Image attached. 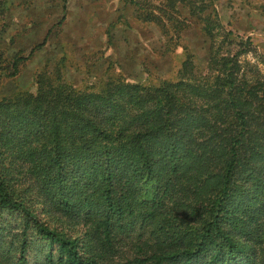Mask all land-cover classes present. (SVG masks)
<instances>
[{
	"label": "trees",
	"instance_id": "1",
	"mask_svg": "<svg viewBox=\"0 0 264 264\" xmlns=\"http://www.w3.org/2000/svg\"><path fill=\"white\" fill-rule=\"evenodd\" d=\"M118 1L174 48L195 20L205 57L84 90L60 59L8 94L28 57L0 49V264H264V56L211 0Z\"/></svg>",
	"mask_w": 264,
	"mask_h": 264
},
{
	"label": "rangeland",
	"instance_id": "2",
	"mask_svg": "<svg viewBox=\"0 0 264 264\" xmlns=\"http://www.w3.org/2000/svg\"><path fill=\"white\" fill-rule=\"evenodd\" d=\"M63 5V0L9 1L0 23V49L8 58L19 53L28 59L17 79L3 83V93L34 91L35 75L60 59L65 60L66 81L84 90L117 77L145 86L175 81L187 52L197 64L205 57L207 42L195 20L182 33L181 47L174 48L166 45L157 27L137 19L135 8H125L118 0H67ZM213 13L227 31L251 38L256 53L264 56V0H211L207 14ZM43 42V48L29 56ZM241 59L256 62L252 53ZM53 225L59 230L64 226L71 235L69 223Z\"/></svg>",
	"mask_w": 264,
	"mask_h": 264
}]
</instances>
